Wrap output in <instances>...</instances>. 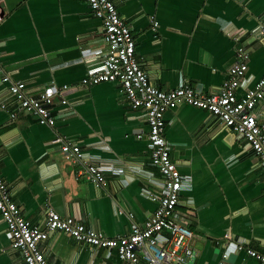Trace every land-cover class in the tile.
I'll return each instance as SVG.
<instances>
[{
	"label": "crops",
	"instance_id": "1",
	"mask_svg": "<svg viewBox=\"0 0 264 264\" xmlns=\"http://www.w3.org/2000/svg\"><path fill=\"white\" fill-rule=\"evenodd\" d=\"M115 2L133 28L138 60L162 89L189 82L207 93L217 91L239 47L245 48L247 70L236 95L243 97L264 76V0ZM106 52L103 21L85 0H0V99L9 96L5 76L25 82L29 96L51 82L77 85L55 98L60 115L55 126L40 124L27 112L13 119L0 107V173L33 222L44 221L54 209L116 237L143 226L154 213L157 203L149 194H161L162 178L149 165L153 145L145 110L133 108L116 82L80 84L103 65ZM63 96L67 105L60 102ZM259 109L264 120V103ZM165 118L171 156L189 184L179 209L194 231L192 260L260 264L237 250V243L264 250L258 156L207 110L173 104ZM65 140L101 160L102 185L78 175L82 165L63 153ZM41 247L53 264H125L115 250L91 247L66 233H52ZM0 264H25L11 248L1 212Z\"/></svg>",
	"mask_w": 264,
	"mask_h": 264
},
{
	"label": "built area",
	"instance_id": "2",
	"mask_svg": "<svg viewBox=\"0 0 264 264\" xmlns=\"http://www.w3.org/2000/svg\"><path fill=\"white\" fill-rule=\"evenodd\" d=\"M85 1L94 15L103 21L107 52L103 65L91 70L80 84L116 82L133 108L145 110L150 127L147 137L153 145L149 165L156 168L162 178L161 194H149L157 203V208L143 226L135 225L130 233L116 237H109L94 226L71 216H63L54 209H48L44 221L36 223L24 215L0 173V212L11 236V248L21 253L25 264H53L41 244L52 233L61 232L91 247L115 250L119 260L125 264H196L191 255L194 231L189 228L185 215L179 209L181 191L189 184L171 156L172 147L166 137V109L173 104L185 103L218 117L226 128L251 146L260 160L264 175V120L259 109L264 103V76L243 97L236 95L239 81L247 70L245 48L239 47L236 61L217 91L207 93L189 82L172 90L162 89L150 80L138 60L133 28L120 14L115 0ZM153 23L159 25L155 20ZM261 30L264 34V22ZM3 82L9 84V96L0 99L1 108L6 109L13 119L20 112L31 113L40 124L48 126H55L60 116L55 113V98L77 86H58L51 82L37 95L29 96L25 82L12 81L9 76L3 77ZM10 100L16 101L14 106H9ZM60 102L68 104L64 96ZM139 137L143 135L139 134ZM62 150L74 163L82 165L83 170L78 175L86 176L98 186L103 184L105 176L98 163L100 159L87 156L78 142L72 140L63 141ZM225 237L229 238L230 234L226 233ZM237 250L245 251L264 264V250L242 243H237ZM223 257L226 259L228 254Z\"/></svg>",
	"mask_w": 264,
	"mask_h": 264
}]
</instances>
